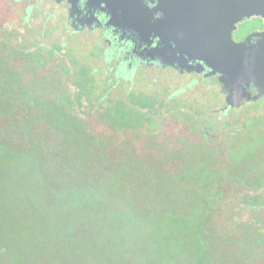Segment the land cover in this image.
<instances>
[{
    "label": "flooded vegetation",
    "instance_id": "1",
    "mask_svg": "<svg viewBox=\"0 0 264 264\" xmlns=\"http://www.w3.org/2000/svg\"><path fill=\"white\" fill-rule=\"evenodd\" d=\"M70 1L0 0L1 136L20 153L40 157L37 164L58 176L60 192L97 187L114 163L154 177L186 169L188 178L179 179L185 188L202 187L195 205L201 207L205 197L208 210H217L228 226L220 235L222 251L230 244L239 257L248 248L260 258L247 254L241 263L264 264V178L239 173L243 159L229 155L240 133L264 127L258 124L263 108L256 105L264 95L230 103L219 73L197 57L211 34L222 37L227 31L225 14L240 17L231 30L236 42L259 40L264 15L248 14L246 0H143L142 10L123 22L122 15L111 20L103 5ZM260 2L253 0V7ZM54 8L65 30L82 37L83 47L98 43L99 51L82 58L67 42L59 43L64 28ZM96 17L101 24L90 26ZM248 90L257 93L253 85ZM120 122L125 125L117 126ZM115 131L124 141L114 138ZM196 143L207 159L200 174L182 162L184 154H192L186 147ZM261 147L264 151V143ZM202 175L220 179L204 190L197 181ZM153 183L140 178L137 190L152 192L139 193L141 201L156 200ZM197 226L192 232L201 239ZM8 251L0 244V264H9Z\"/></svg>",
    "mask_w": 264,
    "mask_h": 264
},
{
    "label": "rangeland",
    "instance_id": "2",
    "mask_svg": "<svg viewBox=\"0 0 264 264\" xmlns=\"http://www.w3.org/2000/svg\"><path fill=\"white\" fill-rule=\"evenodd\" d=\"M52 10L64 28V33H58L59 43L65 46L67 42L68 50L82 58H90L91 50L99 51L98 43L83 47L82 37L65 30L61 13ZM256 105L264 112V98ZM128 122L136 123L133 119ZM261 122L264 126V119L258 120ZM122 125L125 122L117 123ZM114 138L124 141L121 132L115 131ZM238 139L229 154L243 159L238 172L257 180L264 178V127H251ZM200 145L187 146L192 154L182 158L192 174L201 167L207 169ZM39 160L35 153L14 149L9 138L0 133V244L9 249V264H240L247 254L260 258L244 247L238 257L230 244L222 251L220 235L225 236L228 226L220 223L217 210H208L205 197L201 207L195 205L202 187L197 191L185 188L177 170L162 171L157 178L132 171L133 175L125 178V167L114 163L97 187L68 186L66 192H60L55 175L37 164ZM216 175H202L197 181L206 190L208 184L220 179ZM142 176L146 181L154 179L150 187L157 192L148 212L139 209L143 202L137 183ZM195 225L204 233L201 239L192 232ZM242 233H248L247 229ZM256 252L261 253L260 249Z\"/></svg>",
    "mask_w": 264,
    "mask_h": 264
},
{
    "label": "water",
    "instance_id": "3",
    "mask_svg": "<svg viewBox=\"0 0 264 264\" xmlns=\"http://www.w3.org/2000/svg\"><path fill=\"white\" fill-rule=\"evenodd\" d=\"M244 1V0H243ZM261 7H253V0H246L248 3V14L260 13L264 15V0H261ZM69 2H71L69 0ZM143 0H88L92 5H103L102 9L107 13H112L111 20L118 19V15H122V21L125 18L131 19L134 12L138 9L142 10ZM226 3L221 6L225 7ZM73 6L71 7V16L73 14ZM225 13L228 9L223 10ZM225 14L224 23L227 31L219 37L217 34H211L206 39V45L202 51V56L208 66L212 68L211 73H219V79L223 83V91L228 93L227 100L238 105L250 98L257 99L264 95V32L260 34L261 38L256 42L249 39L236 42L232 38L231 30L235 21L240 17L235 14L230 18ZM127 19V20H129ZM93 21V20H91ZM90 26H98L101 21L96 17ZM255 86L257 93L252 95L248 88Z\"/></svg>",
    "mask_w": 264,
    "mask_h": 264
},
{
    "label": "trees",
    "instance_id": "4",
    "mask_svg": "<svg viewBox=\"0 0 264 264\" xmlns=\"http://www.w3.org/2000/svg\"><path fill=\"white\" fill-rule=\"evenodd\" d=\"M132 171H135V172H140L139 170H126V172H127V174L125 175V177H130L131 175H133V173H132ZM184 169H181V170H178L177 171V177H178V179H183L184 178ZM50 172H52V171H50ZM150 172V171H149ZM187 173V172H186ZM147 175H149V174H147ZM157 175H160L159 173L157 174ZM157 175H155V177L157 178ZM55 177H57L58 178V176L57 175H55ZM152 177H154L153 175H152ZM185 177H187V175H185ZM152 188V187H151ZM146 191V190H145ZM145 191H144V194H145ZM140 193L142 192V191H139ZM147 192V191H146ZM149 193H152L151 191H148V193L147 194H149ZM143 202V204L142 205H140V210L142 209L144 212H148V210H149V208L150 207H152V206H154V204H155V201L154 202H152V201H142Z\"/></svg>",
    "mask_w": 264,
    "mask_h": 264
}]
</instances>
